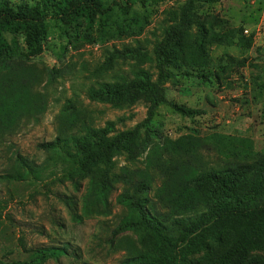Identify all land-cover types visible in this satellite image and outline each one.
<instances>
[{
  "label": "trees",
  "instance_id": "1",
  "mask_svg": "<svg viewBox=\"0 0 264 264\" xmlns=\"http://www.w3.org/2000/svg\"><path fill=\"white\" fill-rule=\"evenodd\" d=\"M175 1L181 4L168 12L162 35L152 50L140 42L122 49H107L98 72H107L117 63H127L130 59L149 61L151 66L133 64L130 73L115 74L88 90L92 100L115 107L144 101L147 117L122 130L116 128L115 121L95 126L89 112L74 109L69 101L57 116L56 137L38 144L41 150L51 152V156L37 164L18 155L14 172L7 177L37 178L39 174H49L63 159L67 163V177L72 180L74 176L89 177V199L107 207L113 188L114 158L124 154L135 160L147 154V169H122L121 177L127 186L117 200L129 212L115 231L117 234L134 231L141 242L151 245L157 253L136 254L122 264H187L192 254L224 238L228 244L216 264H251V254L264 251V158L242 163L255 154L251 139L213 133L207 139L219 152L240 161L208 167L196 140L170 138L155 119L158 107L168 102L166 82L178 75L175 70L207 65L206 44L233 45L237 43L238 31H211L199 19L200 4L220 0ZM135 2L129 0L128 5ZM115 9L104 0H0V139L14 132L24 119L38 120L48 108V92L36 87L45 78L53 80L58 70L46 65L39 67L34 57L43 51L42 42L49 31L82 28L86 39L91 41L95 24L112 16ZM143 22L144 16L136 12L123 22L116 20L117 34L123 29H132L130 32L141 29ZM8 34L12 35L11 39ZM18 35L24 36L23 43ZM182 75L192 74L185 71ZM200 77L207 80L208 75L202 73ZM259 87L264 91V81ZM171 105L183 115L202 113L200 109L178 103ZM156 176L161 179V185L154 197L169 208L166 215L158 214L155 202L148 196ZM57 179L63 181L61 177ZM3 208L0 204V212ZM29 251V258L19 259L11 257L13 250L9 249L0 257V264H42L63 250L41 246Z\"/></svg>",
  "mask_w": 264,
  "mask_h": 264
},
{
  "label": "rangeland",
  "instance_id": "2",
  "mask_svg": "<svg viewBox=\"0 0 264 264\" xmlns=\"http://www.w3.org/2000/svg\"><path fill=\"white\" fill-rule=\"evenodd\" d=\"M104 1L116 9L112 16L101 18L95 24L91 41L86 39L82 28L68 32L53 28L45 36L43 51L34 59L41 68L46 65L58 70L53 80L45 78L36 87L48 92V108L38 120L24 119L14 132L0 139V204L4 206L0 212V257L12 249L11 257L26 259L31 256V248L54 246L63 251L42 264H122L136 254L157 253L151 245L141 242L134 231L119 234L115 231L129 212L117 200L127 186L121 177L122 169H147V154L135 160L124 154L114 158L113 188L107 207L89 199V177L74 176L75 180L67 177V163L63 159L49 174H39L37 178L33 175L25 179L7 177L14 172L18 155L37 164L51 156V152L41 150L38 144L56 137L57 116L69 101L74 109L89 112L95 126L115 121L116 128L122 130L134 127L147 117L144 101L115 107L92 100L88 90L115 74L130 73L133 64L144 63L150 67L149 61L130 59L127 63H117L107 72H98L107 49H122L140 42L152 50L162 35L168 12L181 2L136 0L130 6L129 0ZM197 11L199 19L211 31L237 29V43H207V65L176 69L178 75L166 82L168 102L158 107L155 119L170 138L196 140L208 167L240 161L219 152L207 139L213 133L250 138L255 154L240 162L253 163L264 158V91L259 87L264 81V0H220L200 4ZM134 12L144 16L143 27L132 32V29H123L118 35L115 21L123 22ZM17 37L24 42V36ZM185 71L192 75H182ZM202 73L208 75L207 80L200 77ZM171 103L200 109L202 113L183 115ZM59 177L62 182L57 181ZM160 185L161 179L156 176L148 196L155 202L158 214L166 215L169 208L154 197ZM227 244V238L212 241L206 249L192 254L187 264H216ZM250 257L251 264H264V251L253 252Z\"/></svg>",
  "mask_w": 264,
  "mask_h": 264
}]
</instances>
